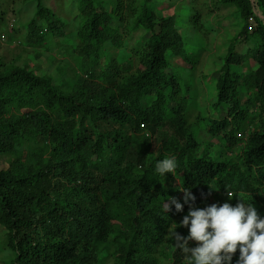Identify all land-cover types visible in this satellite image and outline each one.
<instances>
[{
	"label": "trees",
	"instance_id": "16d2710c",
	"mask_svg": "<svg viewBox=\"0 0 264 264\" xmlns=\"http://www.w3.org/2000/svg\"><path fill=\"white\" fill-rule=\"evenodd\" d=\"M76 1L73 79L0 63V226L11 264H187L167 236L188 213L181 184L198 208L222 204L228 186L263 217L264 0H255L261 18L251 0H221L241 25L215 71L213 105L229 119L201 128L219 137L214 160L198 153L196 128L206 117L189 101L192 85L169 72L170 58L196 66L203 52H186L175 16L154 0ZM28 3L29 45L63 36L61 20L41 0ZM189 16L202 30L197 14ZM172 156L175 176L156 175V162ZM170 197L182 212L173 205L163 213L160 202ZM237 201L234 195L231 204Z\"/></svg>",
	"mask_w": 264,
	"mask_h": 264
},
{
	"label": "rangeland",
	"instance_id": "374dc122",
	"mask_svg": "<svg viewBox=\"0 0 264 264\" xmlns=\"http://www.w3.org/2000/svg\"><path fill=\"white\" fill-rule=\"evenodd\" d=\"M29 1L31 0H7L0 4V12L1 9L5 10L4 22L0 24V63H14L20 66L27 64L39 74L48 73L56 81L73 79L77 65L69 49L76 41L74 34L79 20L77 1L41 0L63 24V36L55 37L44 45H29L25 39L26 20L34 12V7L28 3ZM154 2L162 14L175 16V25L183 39L184 48L191 58H195L196 54L203 50L199 65L196 66L192 63L181 65L175 58H170L169 72L175 74L180 84L192 85L189 101L196 100L195 107H198L206 117V125L202 123L196 128V137L201 141L198 153L207 150V154L214 160L222 148L218 143L219 137L212 138L208 132L201 131V128L209 124L208 119H229L226 108L218 111L213 105L214 79L215 71L221 66L219 57L225 55L231 40L234 36H238L241 22L239 23L235 8L226 6L221 0H154ZM26 6L29 16L26 15ZM253 7L256 15L261 18L254 3ZM127 12L126 9L123 12L126 21L129 20ZM192 13L197 14L202 30L196 31L187 22ZM12 25L15 30H12ZM2 34L4 38H1ZM239 39H242V36ZM245 45L244 42L239 43L238 48L241 53L245 52ZM191 66L193 68H190ZM4 162L6 159L0 157V166H3ZM218 197L216 195L214 200ZM219 202L231 204L232 198L229 199L226 195L220 197ZM12 257V252L5 245V230L0 226V264H11Z\"/></svg>",
	"mask_w": 264,
	"mask_h": 264
},
{
	"label": "clouds",
	"instance_id": "9594fccd",
	"mask_svg": "<svg viewBox=\"0 0 264 264\" xmlns=\"http://www.w3.org/2000/svg\"><path fill=\"white\" fill-rule=\"evenodd\" d=\"M251 3L256 6V1L251 0ZM177 167L176 157H167L156 162L155 172L160 177L168 173L175 176ZM225 189L229 199L238 196L234 206L224 202L198 208L194 203L196 197L181 184L178 191L184 193L183 201L189 206L188 213L179 224L171 223L167 236L184 254L187 264H232L237 250L239 256L235 264H264V214L262 217L251 202H246L228 186ZM160 203L165 214L172 210L173 205L177 212L183 211L184 205L176 197ZM178 227L187 228L188 235L178 233ZM190 241L197 242L196 246L190 247Z\"/></svg>",
	"mask_w": 264,
	"mask_h": 264
},
{
	"label": "built area",
	"instance_id": "2783aa9c",
	"mask_svg": "<svg viewBox=\"0 0 264 264\" xmlns=\"http://www.w3.org/2000/svg\"><path fill=\"white\" fill-rule=\"evenodd\" d=\"M1 38H4V34L1 35Z\"/></svg>",
	"mask_w": 264,
	"mask_h": 264
}]
</instances>
